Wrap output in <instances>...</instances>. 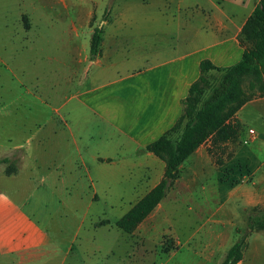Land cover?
Returning a JSON list of instances; mask_svg holds the SVG:
<instances>
[{
  "label": "crops",
  "instance_id": "1",
  "mask_svg": "<svg viewBox=\"0 0 264 264\" xmlns=\"http://www.w3.org/2000/svg\"><path fill=\"white\" fill-rule=\"evenodd\" d=\"M101 1L104 4L98 13L106 20L101 54L91 65L89 87L81 92L76 104L52 108L53 113H66L68 122L51 117L57 130L70 135L64 141L58 140L51 150L73 157L77 152L75 169L83 164L86 173L75 180V170H71V186L67 187L65 159L57 157L47 162L44 151L32 159L31 167L30 153L24 145L0 151V160L11 161L10 156L19 151L24 160L17 173L0 178V264H155L160 260L151 243L157 240L146 232L151 215L123 238L125 255L117 261L122 252L117 248V236L102 235L98 245L89 238L74 249L75 237L70 240L62 228L69 221L68 214L60 215L58 220L40 219L48 216L42 200L58 192L70 193V188L82 183L87 187L89 209L94 203L90 192L103 193L102 187L108 185L118 200L108 207L117 208L121 206V193L146 185L150 186L147 194L157 186L166 164L146 147L180 119L183 101L199 79L203 61L227 68L242 59L240 35L261 0ZM74 112L82 121L73 125ZM5 117L1 116L2 120ZM236 117L247 132L235 145L233 158L251 169L252 185L260 187L256 192L264 193V95L247 102ZM75 129L94 130L92 141L79 144ZM244 139L248 141L245 145L241 143ZM224 145L233 148L232 143ZM202 146L186 161H194L195 187L215 193V185L202 183L207 177ZM84 152L90 155L91 166L84 161ZM106 221L96 222L95 226L105 228ZM178 221L176 224L189 227L174 229L171 235L177 248L162 264H221L236 243L234 227L227 217ZM198 225L204 227H195Z\"/></svg>",
  "mask_w": 264,
  "mask_h": 264
},
{
  "label": "rangeland",
  "instance_id": "2",
  "mask_svg": "<svg viewBox=\"0 0 264 264\" xmlns=\"http://www.w3.org/2000/svg\"><path fill=\"white\" fill-rule=\"evenodd\" d=\"M101 3L104 4L101 0H0V111L4 110L0 112V120L1 116H6L1 121L0 151L24 145L30 153L31 167L32 159L39 158L44 151L47 162L57 157L61 161L65 159L63 170L66 169L67 187L71 186L70 180H77L80 174L86 173V169L83 164L75 169L79 156L77 152L73 157L51 150L58 140L64 141L70 137L68 132L57 130L58 125L51 118L56 116L57 120L68 122V116L66 113H53L52 108L76 104L81 92L89 87L93 63L89 48L91 37L95 28L104 27L106 20L98 13ZM213 74L214 82L220 74ZM262 76L263 79H258L256 73L246 75L241 82V90L246 95H253L252 99L263 96L264 72ZM61 115L65 119L62 120ZM81 119L74 112L73 125L81 122ZM231 122L240 124L237 139L215 143L210 138L202 144V164L207 175L202 183L215 185V193L195 187L194 161H186L184 168L178 170V179L182 181L177 179L167 198L151 214L146 232L157 240L151 242L155 245L153 251L160 256L155 264H162V260L169 258L167 254L177 248L171 235L174 229L187 230L189 227L176 224L179 218L214 217L229 219L235 230V242L246 237L243 259L237 264H264V228L256 231L248 228L251 214L264 215V193L256 192L260 187L252 185L251 169L233 158L235 145L245 135L247 128L243 127L236 115ZM92 132L94 130L75 129L74 135L79 144H86L92 141ZM173 137L178 139L180 132L174 133ZM228 142L233 144L232 149L224 145ZM241 143L245 145V139ZM82 155L91 166L90 155L85 152ZM10 157L9 163L0 164V178L17 173L24 161L22 151L14 152ZM71 170H75L73 176L69 174ZM149 187L140 185L134 192L121 193V206L110 208V202L118 200L113 196V189L109 190L108 185L103 186V193L90 192L91 202L95 204L87 209V187L80 183L70 188V193L58 192L49 195L48 200H42L48 216L47 219H40L58 220L60 215L68 214L69 221L62 228L70 240L75 237L74 249L80 248L89 238L98 245L102 235L117 236V248L122 250L116 257L119 261L125 255L127 245L123 238L127 233L116 227V221L146 194ZM42 189L44 186H40ZM71 196L75 200L71 201ZM103 220L109 221L105 228L95 226L96 222Z\"/></svg>",
  "mask_w": 264,
  "mask_h": 264
},
{
  "label": "trees",
  "instance_id": "3",
  "mask_svg": "<svg viewBox=\"0 0 264 264\" xmlns=\"http://www.w3.org/2000/svg\"><path fill=\"white\" fill-rule=\"evenodd\" d=\"M103 28H95L91 37V59L101 54ZM240 41L244 47L242 59L235 65L221 68L210 61L201 63V75L189 90L183 101V112L173 128L158 140L150 143L146 151L153 153L166 164L162 181L144 195L117 222L116 227L125 233H134L167 197L178 179V170L188 158L208 139L216 142L235 140L240 134V124H233V118L249 102L253 95L241 90L243 78L256 73L263 79L264 72V0L245 24ZM1 67V62H0ZM219 73L217 81L213 73ZM208 92V95L206 93ZM180 137L174 139V133ZM10 159L0 160L9 163ZM109 221L104 222L108 224ZM248 228L252 231L264 228V215L251 214ZM246 237H242L229 249L221 264H237L243 259Z\"/></svg>",
  "mask_w": 264,
  "mask_h": 264
},
{
  "label": "built area",
  "instance_id": "4",
  "mask_svg": "<svg viewBox=\"0 0 264 264\" xmlns=\"http://www.w3.org/2000/svg\"><path fill=\"white\" fill-rule=\"evenodd\" d=\"M251 134H255L254 130H251ZM246 142H248V141H246Z\"/></svg>",
  "mask_w": 264,
  "mask_h": 264
}]
</instances>
